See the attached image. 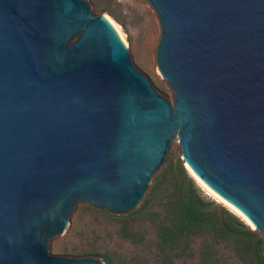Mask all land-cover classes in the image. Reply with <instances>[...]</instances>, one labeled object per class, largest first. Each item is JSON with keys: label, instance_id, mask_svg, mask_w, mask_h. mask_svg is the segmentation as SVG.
Instances as JSON below:
<instances>
[{"label": "water", "instance_id": "water-1", "mask_svg": "<svg viewBox=\"0 0 264 264\" xmlns=\"http://www.w3.org/2000/svg\"><path fill=\"white\" fill-rule=\"evenodd\" d=\"M146 1L172 100L88 0H0V264H106L49 242L77 203L139 207L175 136L264 251V0Z\"/></svg>", "mask_w": 264, "mask_h": 264}, {"label": "rangeland", "instance_id": "rangeland-1", "mask_svg": "<svg viewBox=\"0 0 264 264\" xmlns=\"http://www.w3.org/2000/svg\"><path fill=\"white\" fill-rule=\"evenodd\" d=\"M88 2L95 13H103L120 25L124 35L126 34V49L132 63L149 78L161 95L172 100L171 88L155 65V47L160 28L155 12L148 2L146 0H88ZM177 160L181 161V154L175 136L171 139L164 164L155 175L169 162ZM197 184L206 198L229 208L199 183ZM151 185L152 183L148 191ZM128 213L116 214L94 207L88 202L77 203L69 217L68 226L62 234L50 240L48 250L52 254L71 257L95 256L104 260V256H108L121 264H157L153 227L137 214L126 217ZM124 222L131 224L132 229L138 231L141 237L137 236L134 240L123 237L120 231ZM198 245L199 240H194L193 257L177 260L175 264H196ZM222 254L226 264H240L229 248H223Z\"/></svg>", "mask_w": 264, "mask_h": 264}, {"label": "trees", "instance_id": "trees-1", "mask_svg": "<svg viewBox=\"0 0 264 264\" xmlns=\"http://www.w3.org/2000/svg\"><path fill=\"white\" fill-rule=\"evenodd\" d=\"M134 214L154 229L157 264H175L193 257L196 239V264H226L225 247L240 264H264L261 235L229 208L206 198L180 160L169 162L154 176L140 207L126 217ZM120 234L133 240L141 237L127 222ZM104 260L106 264H121L108 256Z\"/></svg>", "mask_w": 264, "mask_h": 264}, {"label": "bare ground", "instance_id": "bare-ground-1", "mask_svg": "<svg viewBox=\"0 0 264 264\" xmlns=\"http://www.w3.org/2000/svg\"><path fill=\"white\" fill-rule=\"evenodd\" d=\"M104 15V14H103ZM106 17H107V15H106ZM108 18V17H107ZM109 19V18H108ZM110 21H111V23L115 26V28L118 30V32H119V34L121 35V37H122V40H123V42H124V44H125V47L127 46V42H126V39H125V35H124V33H123V31H122V29H121V27H120V25L116 22V21H114L112 18L111 19H109ZM190 172V171H189ZM191 173V172H190ZM192 174V173H191ZM193 175V174H192ZM194 176V175H193ZM195 177V176H194ZM195 179L198 181V183L205 189V190H207L210 194H212L214 197H216L219 201H221V202H223L224 204H226L232 211H234L235 213H237L239 216H241L246 222H248L247 220H246V218L244 217V216H242L238 211H236L234 208H232L230 205H228L226 202H224L222 199H220L218 196H216L215 194H213L211 191H209L196 177H195ZM249 223V222H248ZM250 224V223H249ZM251 225V224H250ZM252 226V225H251Z\"/></svg>", "mask_w": 264, "mask_h": 264}]
</instances>
